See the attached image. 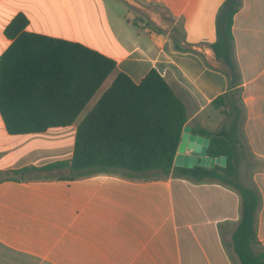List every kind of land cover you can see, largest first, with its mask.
<instances>
[{
	"label": "crops",
	"instance_id": "crops-1",
	"mask_svg": "<svg viewBox=\"0 0 264 264\" xmlns=\"http://www.w3.org/2000/svg\"><path fill=\"white\" fill-rule=\"evenodd\" d=\"M223 1L0 0V57L13 42L7 25L23 14L25 33L79 43L115 63L71 125L9 134L0 116V172L35 168L23 179L0 180V264H240L231 246L240 197L227 185L172 171L128 178L41 169L70 160L77 124L118 72L137 84L151 69L184 104L185 125L196 135L228 128L233 118L211 102L238 90L228 97L239 111L237 177L258 192L255 230L264 247V0H241L233 17L239 77L232 88L209 47ZM243 147L251 159L246 182Z\"/></svg>",
	"mask_w": 264,
	"mask_h": 264
},
{
	"label": "trees",
	"instance_id": "trees-1",
	"mask_svg": "<svg viewBox=\"0 0 264 264\" xmlns=\"http://www.w3.org/2000/svg\"><path fill=\"white\" fill-rule=\"evenodd\" d=\"M241 0H224L215 15V40L209 44L215 60L228 69L229 86L238 79L234 62L232 23ZM27 19L17 14L5 29L12 44L0 57V116L9 134L43 132L75 122L85 105L115 70L113 60L79 43L25 33ZM177 50H183L175 43ZM238 90L216 97L211 106L233 118L228 128L195 130L208 138L207 155L225 156V166L190 169L173 167L183 126L184 104L153 69L137 84L118 72L94 106L77 124L69 161L41 167L66 166L71 177L96 172L145 178L151 173L233 188L240 197V218L231 246L240 264H264V247L256 237L257 190L237 177L236 119L230 105ZM230 96L229 99L228 97ZM237 102V99L235 100ZM34 167L0 172V180H20Z\"/></svg>",
	"mask_w": 264,
	"mask_h": 264
},
{
	"label": "water",
	"instance_id": "water-1",
	"mask_svg": "<svg viewBox=\"0 0 264 264\" xmlns=\"http://www.w3.org/2000/svg\"><path fill=\"white\" fill-rule=\"evenodd\" d=\"M208 143V138L191 133L190 128L184 125L177 152L173 159V166L188 169L194 166L204 168L225 166V156L210 157L207 155Z\"/></svg>",
	"mask_w": 264,
	"mask_h": 264
},
{
	"label": "rangeland",
	"instance_id": "rangeland-1",
	"mask_svg": "<svg viewBox=\"0 0 264 264\" xmlns=\"http://www.w3.org/2000/svg\"><path fill=\"white\" fill-rule=\"evenodd\" d=\"M85 111V110H84ZM83 116V112L80 115V117ZM251 161V159L249 158V154L248 151L246 150V148L243 147V149H240V156H239V169L241 171V173H243V177L245 182L247 181L249 174H250V169L247 167V162Z\"/></svg>",
	"mask_w": 264,
	"mask_h": 264
}]
</instances>
